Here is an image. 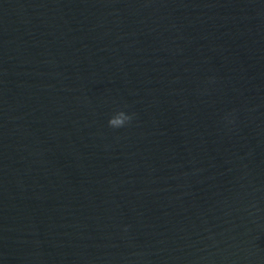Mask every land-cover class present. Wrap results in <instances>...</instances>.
<instances>
[{"label":"water","instance_id":"water-1","mask_svg":"<svg viewBox=\"0 0 264 264\" xmlns=\"http://www.w3.org/2000/svg\"><path fill=\"white\" fill-rule=\"evenodd\" d=\"M0 264H264V0H0Z\"/></svg>","mask_w":264,"mask_h":264},{"label":"clouds","instance_id":"clouds-1","mask_svg":"<svg viewBox=\"0 0 264 264\" xmlns=\"http://www.w3.org/2000/svg\"><path fill=\"white\" fill-rule=\"evenodd\" d=\"M131 119L130 115H126L123 111H118L108 120V127L113 129L124 127Z\"/></svg>","mask_w":264,"mask_h":264}]
</instances>
